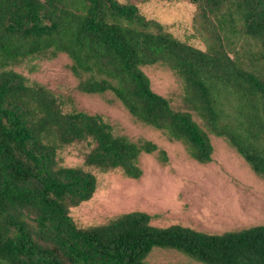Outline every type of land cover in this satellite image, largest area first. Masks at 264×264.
<instances>
[{
    "label": "trees",
    "instance_id": "16d2710c",
    "mask_svg": "<svg viewBox=\"0 0 264 264\" xmlns=\"http://www.w3.org/2000/svg\"><path fill=\"white\" fill-rule=\"evenodd\" d=\"M187 1L204 49L132 3L0 0V264H146L154 249L199 264H264V225L208 234L157 227L154 216L132 211L77 227L69 210L96 189L85 168L136 180L141 154L165 163L166 153L10 69L65 54L80 93H111L134 120L180 142L199 164L212 161L210 136L222 138L264 180V0ZM154 65L179 80L184 110L151 89L142 67ZM77 144L86 149L82 166H61L58 151Z\"/></svg>",
    "mask_w": 264,
    "mask_h": 264
},
{
    "label": "rangeland",
    "instance_id": "374dc122",
    "mask_svg": "<svg viewBox=\"0 0 264 264\" xmlns=\"http://www.w3.org/2000/svg\"><path fill=\"white\" fill-rule=\"evenodd\" d=\"M118 1L136 5L143 16L163 24L179 40L205 48L193 24L195 6L189 1ZM70 65L69 58L60 53L53 59H33L10 69L28 83L41 84L64 100L70 98L76 110L101 115L116 133L133 141L155 143L167 156V162L162 163L156 153L141 154L142 176L136 180L126 178L119 170L85 168L95 176L96 189L90 200L69 210L77 227L102 225L132 211L154 216L151 223L157 227L178 224L208 234L264 225V180L222 138L210 136L212 161L199 164L180 142L170 141L160 131L134 120L111 93H80ZM142 71L155 93L168 99L173 109L184 110L180 82L170 70L154 65L142 67ZM65 109L70 110V104ZM193 119L201 125L195 114ZM85 151L82 144L65 147L58 151V163L82 166ZM146 264L199 263L175 251L154 249Z\"/></svg>",
    "mask_w": 264,
    "mask_h": 264
}]
</instances>
